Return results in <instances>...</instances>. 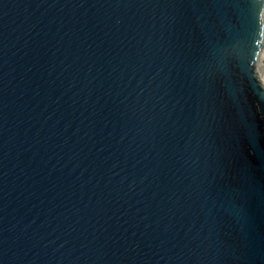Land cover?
Masks as SVG:
<instances>
[{
	"label": "water",
	"instance_id": "1",
	"mask_svg": "<svg viewBox=\"0 0 264 264\" xmlns=\"http://www.w3.org/2000/svg\"><path fill=\"white\" fill-rule=\"evenodd\" d=\"M264 0H0V264H264Z\"/></svg>",
	"mask_w": 264,
	"mask_h": 264
},
{
	"label": "bare ground",
	"instance_id": "2",
	"mask_svg": "<svg viewBox=\"0 0 264 264\" xmlns=\"http://www.w3.org/2000/svg\"><path fill=\"white\" fill-rule=\"evenodd\" d=\"M262 76H263V78H264V70L262 71Z\"/></svg>",
	"mask_w": 264,
	"mask_h": 264
}]
</instances>
